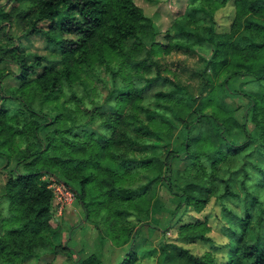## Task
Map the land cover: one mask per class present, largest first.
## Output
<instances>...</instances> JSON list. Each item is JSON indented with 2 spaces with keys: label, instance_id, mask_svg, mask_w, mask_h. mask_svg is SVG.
Wrapping results in <instances>:
<instances>
[{
  "label": "trees",
  "instance_id": "16d2710c",
  "mask_svg": "<svg viewBox=\"0 0 264 264\" xmlns=\"http://www.w3.org/2000/svg\"><path fill=\"white\" fill-rule=\"evenodd\" d=\"M23 1L6 0L9 8L0 4V13L8 17ZM29 1L20 15L29 26L28 34L40 35L59 57L25 52L15 42L0 46V62L11 60L18 67L14 73L0 67L1 196L10 213L8 218L2 216L4 202H0V264H23L37 256L46 234L55 232L53 190L42 178L44 172H54L77 193L85 216H99L108 207L107 212L111 210L119 219L131 217L127 224L113 225L112 238L128 246L118 264H134L139 229L133 225L148 211L146 194L151 181L163 172L160 149L166 146L174 149V157L179 156L177 166L168 167L179 186L174 191L181 197L178 207L200 210L217 184L223 189L221 197L242 199L245 206L242 212L226 209L233 223L224 229L228 253L234 256L230 261L218 262L211 252L197 256L174 241H164L158 246L157 264H264V196L250 189L253 180L264 189V0H234L228 32H218L212 25L204 34L175 20L164 33V42L157 39L152 19L133 0ZM226 1L219 0L220 4ZM200 10L207 13L204 7ZM190 42L212 48L207 92L199 98L163 74L159 58L174 47L194 52ZM100 63L112 70L116 82L125 83L108 107L111 116L104 125L110 133L100 141L71 140L65 134L68 127L56 123L62 120L59 113L47 112L46 104L58 99L65 83ZM7 73L15 77V85L3 84ZM135 77L142 82L134 84ZM233 79H240V93L248 103L223 107L216 101V92L234 89L229 85ZM246 80L255 82L256 88L247 91ZM159 84L170 86L156 92L167 104L166 111L147 110L144 120L133 109L136 99ZM179 120L185 134L174 145L172 127ZM53 123L45 132L46 143L36 141L39 130ZM16 134L27 137V148L19 149ZM140 148L148 152L136 155ZM236 156L244 158L243 166L226 175L222 164ZM144 171L153 177L134 185L146 177ZM233 182L239 186L234 188ZM100 216L104 220L105 215ZM178 228L184 239L212 240L206 221H189ZM78 264L103 263L92 251Z\"/></svg>",
  "mask_w": 264,
  "mask_h": 264
},
{
  "label": "rangeland",
  "instance_id": "374dc122",
  "mask_svg": "<svg viewBox=\"0 0 264 264\" xmlns=\"http://www.w3.org/2000/svg\"><path fill=\"white\" fill-rule=\"evenodd\" d=\"M133 1L142 8L146 16L152 19L154 30L157 32V39L161 42L166 40L164 35L166 30L178 19L185 26L195 27L204 34L212 25L215 26L218 32H228L236 6L234 0H227L223 4H220L219 0ZM3 3V9H8L9 4L6 0H0V4ZM29 4V0H24L7 14L8 17L0 13V46L6 47L14 42L20 43L21 50L25 52L45 54L52 59L58 58V53L46 45L45 40L40 35L28 34L29 26L25 20H21L20 15L27 9ZM203 7L207 9V13L200 10ZM183 42L187 41L184 40ZM190 45L194 47V52L174 47L169 53H160L159 58L164 68L162 73L170 76L179 84L185 85L191 93L199 98L207 92L205 77L210 72L207 59L210 57L212 48L205 44L191 42ZM29 59H32V56ZM111 65L117 66L119 64L111 62ZM0 67L13 73L18 70L17 64L11 60L1 61ZM55 67L58 68V65H55ZM240 79H247V77ZM240 79L229 81L230 87L234 89L224 88L216 92V101L221 106L234 108L239 104L248 103V99L240 93L241 88L238 85ZM132 81L134 84L142 82L136 77ZM246 81L244 87L247 91L256 88L257 84L255 82ZM16 83L17 81L11 73H7L3 79L5 86H12ZM124 85L123 81L122 83L116 82L112 70L107 68L105 64H95L91 67V71L86 70L80 78H75L70 84L65 83L58 94V99L46 104V110L47 112L59 113L62 120H58L56 123L64 128L68 127L65 134L69 139L80 142L94 139L100 141V137L110 133V129L104 125L105 119L111 116L108 107L113 105L116 99L115 94ZM159 89L167 90L170 89V86L153 85L137 97L133 109H136V113L142 119L145 118L150 109L158 112L166 111L167 104L156 93ZM187 120H190V118H187ZM55 125V123L49 124V127L44 126L39 130L36 141L40 140L42 144L46 143L45 132ZM172 129L174 145H179L185 134L183 121L179 120ZM26 138V136L15 135L14 140L20 150L28 147ZM160 150L164 161L163 172L158 179L154 178L150 183V190L146 194L148 211L144 212V219L133 225L135 230L139 229V231L136 230L138 257L134 264H157L160 255L158 246L159 243L164 241H174L183 247H187L197 256L211 252L218 262L230 261L234 256L228 253L229 238L224 229L226 225H232L233 223L232 217L226 209L242 212L245 202L242 199L233 197H221L223 189L220 184H217L214 192H211L205 205L200 210H195L192 206H186L185 209H182V206L178 207L181 197L175 194L174 191H179V186L175 184L168 167L174 166L175 168L179 163V156L174 157L172 154L174 149L170 150L169 146ZM147 152L144 148H140L135 154L144 155ZM243 159L241 156H236L225 161L222 167L223 170L224 168L227 170L226 175L243 166L241 165L244 162ZM14 162L15 158H12L10 163ZM19 167L24 169L21 163ZM2 171L3 168L1 167L0 202H4L1 212L3 217L8 218L10 213L7 202L3 201L4 198L1 196L4 186ZM143 173L146 174V177L137 179L134 185L141 184L153 177V173H147L146 171ZM42 178L48 181V185L54 183V181H62L54 172H44ZM253 178L255 179L254 176ZM237 185V182L232 183L234 188ZM250 189L258 191L261 196H264V189L258 187L255 180L251 182ZM74 194L72 201L68 204L64 203L61 209L58 207L59 204L55 202L56 200L53 199L52 221L55 232L47 233L40 253L37 256L25 259L23 264H78L79 260L90 251L95 252L105 264H117L115 262L124 257L128 246L112 238L113 225L117 222L127 224L126 219H131V217L119 219L120 217L117 218L111 210L109 213L107 212L108 207L100 211V214L105 215L104 220H102L100 214L99 216L94 214L91 217L85 216L86 209L75 191ZM54 195L56 194L53 192ZM88 199L87 197L86 200ZM107 213L109 216H106ZM195 220L206 221L208 226L206 233L211 236V241L184 239L179 235L178 227L180 224ZM128 224L132 225L130 222ZM73 241H77V246L83 244L84 249L81 251L73 249L70 246Z\"/></svg>",
  "mask_w": 264,
  "mask_h": 264
},
{
  "label": "built area",
  "instance_id": "2783aa9c",
  "mask_svg": "<svg viewBox=\"0 0 264 264\" xmlns=\"http://www.w3.org/2000/svg\"><path fill=\"white\" fill-rule=\"evenodd\" d=\"M49 187L53 190V192L56 194L54 195L56 203L59 204V209L62 208V206L65 204H68L72 201L74 197V191L63 181H54V183L49 184Z\"/></svg>",
  "mask_w": 264,
  "mask_h": 264
},
{
  "label": "crops",
  "instance_id": "0c3cea01",
  "mask_svg": "<svg viewBox=\"0 0 264 264\" xmlns=\"http://www.w3.org/2000/svg\"><path fill=\"white\" fill-rule=\"evenodd\" d=\"M77 245H78V244H77V241H73V242L71 243L70 246H71L73 249H75L76 251H81V250H83L84 247H85L83 244H81V245H79V246H77ZM126 249H127V247H126ZM90 252H91V251H90ZM88 253H89V252H88ZM88 253H87V254H88ZM100 259H101V258H100ZM101 260H102V259H101ZM120 260H121V259H120ZM120 260H119V261H120ZM119 261H117V262H115V263L118 264ZM102 263L105 264L103 260H102Z\"/></svg>",
  "mask_w": 264,
  "mask_h": 264
}]
</instances>
